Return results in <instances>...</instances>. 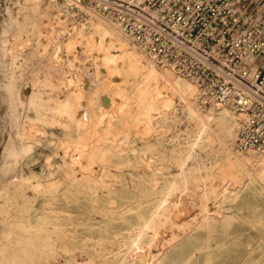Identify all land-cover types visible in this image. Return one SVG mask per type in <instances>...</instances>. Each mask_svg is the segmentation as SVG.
Returning <instances> with one entry per match:
<instances>
[{"label":"bare ground","instance_id":"6f19581e","mask_svg":"<svg viewBox=\"0 0 264 264\" xmlns=\"http://www.w3.org/2000/svg\"><path fill=\"white\" fill-rule=\"evenodd\" d=\"M24 2L43 24L51 23L49 21L55 11L52 0ZM11 10L14 11V8ZM89 19L86 26L71 27L69 34L75 35L76 41L96 47L102 56L104 77L107 79L108 76L107 80L111 83L134 87L147 101L145 110L149 107L148 118H164L168 110L173 114L176 109L185 112L193 124L191 138L186 141L184 148L173 145L169 150V157L176 168L174 174L165 170L168 165L163 158L149 161V157L145 159L140 154L144 151L151 153L154 150L152 142H146V150L135 151L131 156L125 155L126 150L116 143L99 150L86 151V158L98 161L96 165L99 164V167L95 171L87 166L89 162H78L79 172H72L70 176L71 190L85 195L86 207L89 209L86 217L79 223L73 222L72 226L81 224L84 230H69L61 238L59 235L60 239L52 235L58 232L59 224L52 223L49 228L46 226L48 220L42 216L35 224L29 220L22 223L9 219L8 210L20 207L16 202L18 197L23 199L22 209L28 215L30 199L25 196L26 187L31 186L38 193L52 192L51 195L56 198L55 186L31 185L26 181V176L14 177L16 180L12 188L4 186L0 191V222L6 226L0 243V264H52L57 254H73L74 249L81 251L85 259L68 261L67 264L219 263V255L213 258L212 242L228 238L231 218L243 209L242 205L224 206L221 203L248 197L252 191L264 195V152L247 150V154H243L242 150L233 148L232 142L236 140L243 120L241 112L223 105H213L215 107L200 111L202 108L198 104L200 101L193 80L169 67L158 69L114 22L99 15H91ZM2 42L1 49H4L6 43L4 40ZM14 58H11L13 62ZM49 67L52 69L49 75L60 79V67L52 63ZM114 89L110 95L100 96L103 106L114 103L115 99L111 97ZM55 99L57 108L66 109L67 99ZM101 120L105 122L103 118ZM110 123H100V126L107 128ZM90 141L92 143V139ZM82 144L84 148L87 145L84 142ZM91 145L94 147L95 143ZM21 147L28 150L31 146L24 144ZM197 148L206 149L210 158L208 163L197 156ZM129 150L132 152L133 148ZM112 162L115 164L111 165ZM136 163H141L143 167L135 166ZM181 195L195 199L200 204L199 212L192 218H184L186 207L183 205L184 210L180 209ZM209 200L216 204L218 210L210 211ZM221 208L231 209L230 215L233 216L230 218ZM94 213L99 214L98 220ZM114 223H121L124 227L110 228ZM14 225L17 228L11 227ZM167 225L173 232L165 240L163 232ZM260 226V232L243 243L245 250L238 248L237 256L231 264H243L254 249L263 252L264 222ZM199 259L201 263H198ZM226 263L224 260L223 264Z\"/></svg>","mask_w":264,"mask_h":264},{"label":"rangeland","instance_id":"374dc122","mask_svg":"<svg viewBox=\"0 0 264 264\" xmlns=\"http://www.w3.org/2000/svg\"><path fill=\"white\" fill-rule=\"evenodd\" d=\"M11 8L14 11H9ZM59 18L53 14L49 21L51 23L43 24L24 0H0V191L4 186L12 188L18 175L28 177L26 181L31 185L55 186L56 198L51 195L52 192L38 193L33 187H26L25 196L30 199L27 205L28 215L22 209L24 203L21 197L16 199L20 207L10 208L8 214L13 221L25 223L29 220L34 224L42 216L48 220L46 226L49 228L52 223L59 224L58 232L52 235L58 238L60 235L61 238L69 230H84L81 224L72 226L73 222H81L89 209L86 207L85 195L71 190L70 176L72 172H79L78 162H89L87 166L95 171L99 167V164L96 165L98 161L86 158V151L99 150L116 143L126 150L125 155L131 156L135 151L146 150L144 144L152 142L154 150L151 153L140 151V154L145 159L149 157V161L163 158L168 165L165 170L174 174L176 168L169 157V150L173 145H180L182 148L186 146V141L191 138L193 124L180 109H176L175 114L168 110L169 113L164 118H148L147 112L150 110L149 107L145 110L148 105L146 99L130 85L109 82L108 76L106 79L102 73V56L96 47L76 41L75 35L69 34L71 27L86 26L90 19L75 23L71 20L62 22L66 18ZM3 40L6 45L1 49ZM10 57H15V62ZM50 63L60 67V79L49 75L52 71ZM113 87L115 89L111 97H114V103L103 106L100 96L110 95ZM55 98L67 99L66 109L57 108ZM198 104L202 112L208 107H215L201 102ZM105 110H109L108 113ZM107 122H112L110 127H101V124ZM125 133L128 137H125ZM91 139L95 143L94 147L90 143ZM81 142L87 144L85 148ZM24 144L31 147L24 150L21 147ZM232 146L235 147V141ZM130 147L133 148L132 152ZM242 152L247 154L246 151ZM196 153L204 163L209 162L205 148H197ZM113 164L115 163L112 162L111 165ZM134 165L143 167L141 163ZM140 166L137 167L138 170ZM180 197V209L184 210L186 207L184 218L195 216L199 212L198 201L184 195ZM209 201L210 211H216V204ZM222 204L243 206L242 211L232 218L231 209L221 208L231 218L229 235L224 241L219 239L212 242L213 258L218 255L221 258L217 264H223L224 260L227 261L226 264H231L237 256L238 248L245 250L243 243L260 232V224L264 222V195L252 191L248 197L243 196ZM94 216L96 220L100 218L98 213H94ZM11 227L17 228L16 225ZM123 227L121 223L110 226L115 229ZM5 229L6 226L0 222V243ZM168 230H171L169 225L164 229V239L171 237L173 231ZM262 251H251L243 264H264V248ZM56 257L52 264H67L68 261L85 259V255L78 249H74L73 254L60 253ZM199 262L202 260L199 259Z\"/></svg>","mask_w":264,"mask_h":264},{"label":"built area","instance_id":"2783aa9c","mask_svg":"<svg viewBox=\"0 0 264 264\" xmlns=\"http://www.w3.org/2000/svg\"><path fill=\"white\" fill-rule=\"evenodd\" d=\"M75 23L99 15L145 56L195 83L203 104L243 114L235 140L264 152V0H52Z\"/></svg>","mask_w":264,"mask_h":264}]
</instances>
